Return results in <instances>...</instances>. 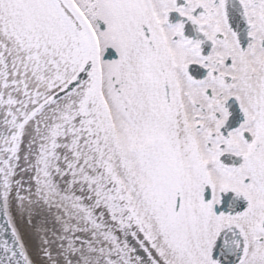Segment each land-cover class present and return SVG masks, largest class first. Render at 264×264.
<instances>
[{
    "label": "snow or ice",
    "instance_id": "6c2138e0",
    "mask_svg": "<svg viewBox=\"0 0 264 264\" xmlns=\"http://www.w3.org/2000/svg\"><path fill=\"white\" fill-rule=\"evenodd\" d=\"M0 264H264V0H0Z\"/></svg>",
    "mask_w": 264,
    "mask_h": 264
}]
</instances>
